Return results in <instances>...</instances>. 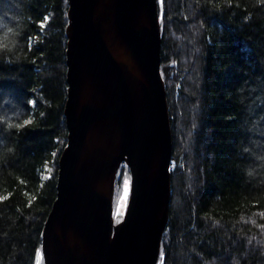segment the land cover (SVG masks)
<instances>
[{"label": "trees", "instance_id": "16d2710c", "mask_svg": "<svg viewBox=\"0 0 264 264\" xmlns=\"http://www.w3.org/2000/svg\"><path fill=\"white\" fill-rule=\"evenodd\" d=\"M159 2L173 164L157 264H264V0ZM67 9L0 0L18 32L0 53V264H36L56 198Z\"/></svg>", "mask_w": 264, "mask_h": 264}, {"label": "water", "instance_id": "95a60500", "mask_svg": "<svg viewBox=\"0 0 264 264\" xmlns=\"http://www.w3.org/2000/svg\"><path fill=\"white\" fill-rule=\"evenodd\" d=\"M67 5V142L36 264H157L172 164L160 2ZM122 164L130 175L129 197L124 212L114 214Z\"/></svg>", "mask_w": 264, "mask_h": 264}, {"label": "clouds", "instance_id": "9594fccd", "mask_svg": "<svg viewBox=\"0 0 264 264\" xmlns=\"http://www.w3.org/2000/svg\"><path fill=\"white\" fill-rule=\"evenodd\" d=\"M7 17L8 19H6ZM15 18L7 10L0 14V53L12 52L16 46L17 29L9 20Z\"/></svg>", "mask_w": 264, "mask_h": 264}, {"label": "rangeland", "instance_id": "374dc122", "mask_svg": "<svg viewBox=\"0 0 264 264\" xmlns=\"http://www.w3.org/2000/svg\"><path fill=\"white\" fill-rule=\"evenodd\" d=\"M125 178H128V180H129V190H130V175L128 172V175L124 176V178H123L121 187L117 191L114 189V195H113V212H114V214L117 212L123 213L125 210V207L127 205V202H128V198L126 201H121V196L124 193V180H125ZM128 197H129V194H128Z\"/></svg>", "mask_w": 264, "mask_h": 264}, {"label": "snow or ice", "instance_id": "6c2138e0", "mask_svg": "<svg viewBox=\"0 0 264 264\" xmlns=\"http://www.w3.org/2000/svg\"><path fill=\"white\" fill-rule=\"evenodd\" d=\"M128 194H129V180H128V178H125V180H124V193L121 196V201H126L128 198Z\"/></svg>", "mask_w": 264, "mask_h": 264}, {"label": "bare ground", "instance_id": "6f19581e", "mask_svg": "<svg viewBox=\"0 0 264 264\" xmlns=\"http://www.w3.org/2000/svg\"><path fill=\"white\" fill-rule=\"evenodd\" d=\"M160 9V8H159ZM57 178V177H56Z\"/></svg>", "mask_w": 264, "mask_h": 264}]
</instances>
